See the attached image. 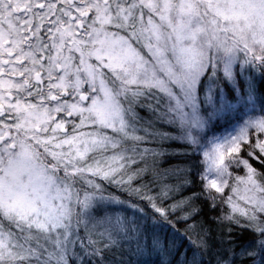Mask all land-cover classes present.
Instances as JSON below:
<instances>
[{
    "label": "snow or ice",
    "instance_id": "6c2138e0",
    "mask_svg": "<svg viewBox=\"0 0 264 264\" xmlns=\"http://www.w3.org/2000/svg\"><path fill=\"white\" fill-rule=\"evenodd\" d=\"M261 81L264 0H0V264H264Z\"/></svg>",
    "mask_w": 264,
    "mask_h": 264
},
{
    "label": "rangeland",
    "instance_id": "374dc122",
    "mask_svg": "<svg viewBox=\"0 0 264 264\" xmlns=\"http://www.w3.org/2000/svg\"><path fill=\"white\" fill-rule=\"evenodd\" d=\"M236 119V114H233L231 116V120H235ZM228 124H229V120H222L220 121V123L217 125V128L214 130L216 135H220L222 133H224L225 131L228 130Z\"/></svg>",
    "mask_w": 264,
    "mask_h": 264
},
{
    "label": "trees",
    "instance_id": "16d2710c",
    "mask_svg": "<svg viewBox=\"0 0 264 264\" xmlns=\"http://www.w3.org/2000/svg\"><path fill=\"white\" fill-rule=\"evenodd\" d=\"M260 87L264 89V81H261ZM248 238L249 235L246 233L244 239H248ZM147 259L154 261L156 258L153 256V257H148Z\"/></svg>",
    "mask_w": 264,
    "mask_h": 264
}]
</instances>
